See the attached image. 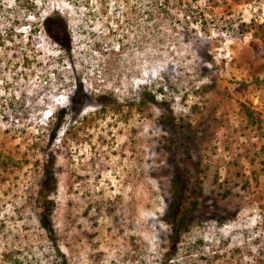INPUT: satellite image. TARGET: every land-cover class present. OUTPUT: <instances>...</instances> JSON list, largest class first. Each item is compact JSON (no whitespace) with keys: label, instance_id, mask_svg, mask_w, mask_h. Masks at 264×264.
Instances as JSON below:
<instances>
[{"label":"rangeland","instance_id":"obj_1","mask_svg":"<svg viewBox=\"0 0 264 264\" xmlns=\"http://www.w3.org/2000/svg\"><path fill=\"white\" fill-rule=\"evenodd\" d=\"M123 1L0 0V153L17 162L0 183V264H264V127L239 105L264 117V0ZM49 152L53 242L38 223ZM174 178L177 218L192 212L167 256Z\"/></svg>","mask_w":264,"mask_h":264},{"label":"trees","instance_id":"obj_2","mask_svg":"<svg viewBox=\"0 0 264 264\" xmlns=\"http://www.w3.org/2000/svg\"><path fill=\"white\" fill-rule=\"evenodd\" d=\"M171 0H147L146 8H149V13L151 12H162L168 6V3ZM128 1L124 0L123 3L127 4ZM183 0H180L182 4ZM43 29L47 33L48 36L54 39L55 34L59 33L63 26V35L67 33V25L66 22L63 21L60 17L50 15L42 22ZM66 46H64V51L67 54L70 53L72 38H69L68 34H66ZM264 43V40H263ZM245 85V84H244ZM82 94V90L80 91L76 88L74 91V95ZM240 112L243 116L244 122L248 127L253 129H263L264 127V117L262 114L256 110L251 109V107L247 106L244 103H239ZM66 115V111L64 109H59L51 114V121L49 134V141H53L56 139L57 132L61 127L63 119ZM165 122L167 121L164 119ZM264 135V133H263ZM76 134H72V137H75ZM71 137V138H72ZM36 147V146H35ZM264 154V148L261 150ZM47 159L45 160V164L42 168V175L38 183V192H37V200L39 202V207L41 208V213L38 219V223L40 227L45 231L47 237L52 242L55 241L56 233L53 225V214L56 209L55 196L57 194V174L58 170L55 165V155L53 152H49L47 155ZM264 165V162L262 163ZM17 165V162L10 159L9 157H2L0 153V183L5 181V178L2 177L3 173H6L10 168ZM173 188L171 189V194L173 196L171 202L168 205L167 212L163 217L165 223L171 226V234L169 235L170 240V250L169 253H174L176 250V246L180 241L181 234L188 231L187 227V217L192 212V209H186L180 216H176L178 198L180 195L183 196V192L180 188V181L177 178L173 179L172 183ZM198 205V200H194L192 203V208H196ZM177 218V219H176ZM166 257V256H165ZM3 260L6 262H13L14 264H19L18 260L12 259L11 256H8L7 253L3 255Z\"/></svg>","mask_w":264,"mask_h":264}]
</instances>
